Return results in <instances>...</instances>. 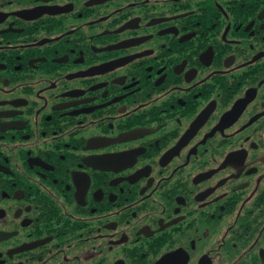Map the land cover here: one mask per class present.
<instances>
[{
  "label": "flooded vegetation",
  "instance_id": "1",
  "mask_svg": "<svg viewBox=\"0 0 264 264\" xmlns=\"http://www.w3.org/2000/svg\"><path fill=\"white\" fill-rule=\"evenodd\" d=\"M0 264H264V0H0Z\"/></svg>",
  "mask_w": 264,
  "mask_h": 264
}]
</instances>
